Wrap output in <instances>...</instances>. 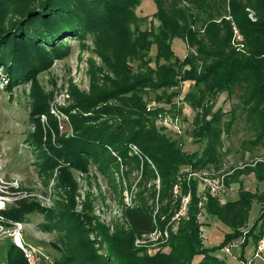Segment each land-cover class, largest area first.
Returning a JSON list of instances; mask_svg holds the SVG:
<instances>
[{
    "label": "trees",
    "instance_id": "1",
    "mask_svg": "<svg viewBox=\"0 0 264 264\" xmlns=\"http://www.w3.org/2000/svg\"><path fill=\"white\" fill-rule=\"evenodd\" d=\"M181 2L186 7L181 8ZM139 3L140 0H0V66L8 83L26 81L51 57L62 56V38L95 31L113 32L126 62L139 61L142 66L153 62L154 69L147 67L145 73L138 74L124 63V82L119 83L116 89L77 99L73 107L77 112L74 114L66 109L74 136L59 138L57 145L45 147L52 152L47 155L46 163L55 166L66 164L82 171L92 162L113 169L116 160L110 150L125 162H137L128 152L127 143H131L152 161L160 180L159 200L163 201L169 199L171 187L183 168L180 186L185 194L186 175L190 170H202L219 162L222 114L220 108L211 112L205 102L207 97L220 93L231 96L238 89L245 119L255 126V138L250 145L264 147V0H153L155 12L152 17L160 22L157 30L136 31L134 36L129 26L137 20L133 9ZM247 9L253 12L254 21L249 18ZM199 22L202 34L192 30L193 25ZM233 28L241 37L240 41L236 40ZM174 39L186 41L195 53L179 59L172 50ZM151 46H155L153 60L147 58ZM196 63L200 64V71H197ZM181 81L194 83L196 92L188 93L187 100L193 110L200 111L199 116L197 113L193 119L192 137L195 142L204 144L192 153L183 151L181 144L156 129L153 123L145 124L150 112H145V106L138 97V93L145 89L172 88ZM112 101L118 105L106 104ZM131 101L136 104L133 103L132 110H126ZM46 111L38 106L32 114L36 116L37 123V133L31 135L35 145L44 144L37 116ZM151 114L154 116L155 113ZM231 123L232 120L226 123L225 131L229 130ZM51 125L55 127L54 123ZM49 133L45 136L49 137ZM260 161L255 164L257 182L264 181V163ZM145 168L147 174L155 177L147 163ZM246 170L251 171L250 168ZM235 173L240 174L238 171ZM189 187L192 193L187 219L180 221L177 232L170 237L169 253L139 254L133 246V239L151 233L153 225L148 209L131 208L125 211L131 233L109 238L104 256L90 252L92 242L84 239L80 244L88 254L81 257V264H230L226 258L216 257L213 251L202 245L196 218L200 201L198 190L195 183L189 182ZM239 188L235 200L219 204L216 198L208 197L203 201V209L212 218L218 216L226 225L241 228L251 199L258 197V201L264 204V192L255 196L244 191L242 186ZM15 203L16 207L0 211L8 221L22 222L26 214L37 211L35 205L29 206L24 201ZM164 212L166 210L162 209L160 214ZM58 216L61 222L57 221L55 228L62 225L68 229L75 228L78 234L83 233L84 220L68 212ZM170 217L171 214L167 219ZM263 219L264 209L258 219L259 229L256 230L255 224L247 231L239 260L242 261L249 240L256 244L264 234ZM240 236L241 233L225 234L218 249ZM21 257L19 249L11 245L7 264H25Z\"/></svg>",
    "mask_w": 264,
    "mask_h": 264
},
{
    "label": "rangeland",
    "instance_id": "2",
    "mask_svg": "<svg viewBox=\"0 0 264 264\" xmlns=\"http://www.w3.org/2000/svg\"><path fill=\"white\" fill-rule=\"evenodd\" d=\"M180 6L183 8L186 4L181 2ZM247 11L249 18L254 21L253 12L248 9ZM154 12L153 0H140L133 9L137 20L129 26L134 36L136 31L157 30L160 22L152 17ZM200 24L193 25L192 30L202 34ZM97 33L95 31L83 36L62 38V56L51 57L42 69L26 81L8 83L0 66V206L4 205L0 211L16 207L15 201L18 200L37 208V211L26 214L22 222L8 221L0 214V264H7V252L11 245L19 249L21 258L25 264H29L23 249L13 242V236L16 235L20 236L23 248L30 249L39 257H33V264H62L66 261L68 264H81V257L88 254L80 244L84 239L92 242L90 252L104 256L109 238L131 233L125 216L126 209L131 208L149 210L152 232L157 230L158 238L163 235L164 230L168 231L167 239L157 238L155 242L148 241L145 235L136 236L133 246L139 254L153 256L170 251L169 240L174 235L171 232V220L179 211L181 197L187 193L183 194L180 186L184 168L171 187L169 199L162 201L159 200L160 180L152 161L138 146L131 143H127L128 152L137 162L126 163L121 156L110 150L116 160L113 169L92 162L82 171L66 164L55 166L46 163L47 155L52 152L45 147L57 145L59 138L74 136L70 117L65 110L69 109L71 114L76 113L73 107L77 99L116 89L119 83L124 82V63L134 74L145 73L147 67L155 68L153 62L143 66L139 61L126 62L113 32ZM185 42L181 39L172 41V50L179 59H183L186 54L195 53ZM154 56L155 46H151L147 58L153 60ZM196 65L197 71H200V64ZM193 86L191 81H181L172 88H157L153 91L145 89L138 93L145 112H150L144 120L145 124L153 123L156 129L181 144L183 151L187 153L200 150V146L204 144L195 142L192 137L193 119L200 113L193 110L187 100L188 93L196 92ZM205 102L212 113L220 108L222 114L219 162L216 166L209 165L202 169L227 175V188L216 198L217 202L222 204L235 200L241 186L244 191H250L255 196L264 192V181L257 182L255 179L256 161L262 160L260 163H264V147L250 145L255 138V126L245 119L240 91L236 89L231 96L220 93L207 97ZM133 103L135 102L131 101L125 109L132 110ZM106 104L116 106L118 102ZM38 106L47 111L37 116L41 133L44 134V144L35 145L31 135L37 133V123L36 116L32 114ZM151 113H155L154 116ZM231 120L229 130L225 131L226 123ZM51 122L55 124L54 128ZM48 131L49 137L45 136ZM146 163L155 172V177L146 173ZM237 171L239 175L235 173ZM198 186L201 189L196 184L197 190ZM177 203L179 204L176 209ZM162 209L166 212L160 214ZM263 209L264 204L258 201V197L252 198L241 228L226 225L218 216L212 218L205 209L200 217L197 212L202 245L213 251L216 257L226 258L230 264H262L258 260L252 261L259 240L256 244L249 240L243 251L242 261L238 258L242 253L241 246L247 231L255 224L256 230L259 229L258 219ZM65 212L84 220L83 233L78 234L75 228L68 229L62 225L55 228L57 221L61 222L58 215ZM170 214L171 217L167 219ZM18 224H21L20 228ZM229 232L236 235L241 233V236L233 239L221 250L218 249L224 235ZM139 240H146V243L137 245ZM231 245L234 247L230 253L224 255L223 249Z\"/></svg>",
    "mask_w": 264,
    "mask_h": 264
},
{
    "label": "built area",
    "instance_id": "3",
    "mask_svg": "<svg viewBox=\"0 0 264 264\" xmlns=\"http://www.w3.org/2000/svg\"><path fill=\"white\" fill-rule=\"evenodd\" d=\"M234 36L237 41L241 40V37L239 36L238 32L235 29H234ZM226 178H227V175L225 174L210 172L206 170H190L187 173L186 175L187 193L181 197L179 211L174 215V217L171 220V224H172L171 232L173 234L177 232L180 221L182 219H187V212H188L190 201H191V188L189 187V182L190 183L192 182V183H195L201 186V189H199V186H198V191H197V195L200 199L197 205L199 209L198 216L200 217L203 215V201L206 200V198L208 197L218 198L227 188ZM176 190H177V187H176ZM2 206L4 205L2 204L0 208H2ZM18 225L20 228L21 224H18ZM156 234H157V230L149 234H146L144 237L150 242H155L156 239L158 238ZM19 237L20 236L18 235L13 236V242L23 249L25 258L27 259L28 263L33 264L34 258L39 259V257L36 255V253H33L30 249L25 248V247L23 248L22 244L17 243V239H19ZM159 238H164V239L168 238L167 229L163 231V235H160ZM143 243H146V240H139L136 242L137 245H142ZM233 247H234L233 245L225 247L223 249L224 254L228 255L230 253L231 248ZM252 258H253L252 261L258 260L262 264H264V234L261 236V238L257 242ZM35 262H36V259H35Z\"/></svg>",
    "mask_w": 264,
    "mask_h": 264
},
{
    "label": "bare ground",
    "instance_id": "4",
    "mask_svg": "<svg viewBox=\"0 0 264 264\" xmlns=\"http://www.w3.org/2000/svg\"><path fill=\"white\" fill-rule=\"evenodd\" d=\"M17 243H21L20 239H17Z\"/></svg>",
    "mask_w": 264,
    "mask_h": 264
}]
</instances>
